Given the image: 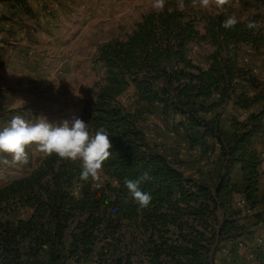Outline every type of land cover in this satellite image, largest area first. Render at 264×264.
I'll list each match as a JSON object with an SVG mask.
<instances>
[{
	"label": "trees",
	"instance_id": "trees-1",
	"mask_svg": "<svg viewBox=\"0 0 264 264\" xmlns=\"http://www.w3.org/2000/svg\"><path fill=\"white\" fill-rule=\"evenodd\" d=\"M0 4L29 13L26 0ZM197 14L200 20L176 9L147 12L123 40L97 48L93 61L102 76L82 120L90 133L103 127L109 134L104 180L81 181L78 164L53 155L0 183V264H212L221 244L243 235L239 211L228 208L236 193L255 208L260 160L252 141L264 130V102L244 121L233 120L237 132L226 143L207 115L228 103L247 109L258 100L264 82L238 57L245 45L258 51L263 33L246 27L253 17L226 30L223 14ZM190 42L211 47L203 67L186 58ZM128 90L124 104L119 98ZM156 108L178 117L174 124L190 146L215 139L222 171L212 187L183 175L147 138L143 124ZM235 165L241 188L230 178ZM144 172L152 178L140 188L152 200L141 209L124 202V181ZM261 255L257 264H264Z\"/></svg>",
	"mask_w": 264,
	"mask_h": 264
},
{
	"label": "rangeland",
	"instance_id": "rangeland-1",
	"mask_svg": "<svg viewBox=\"0 0 264 264\" xmlns=\"http://www.w3.org/2000/svg\"><path fill=\"white\" fill-rule=\"evenodd\" d=\"M27 4H33L37 10L43 13L51 14V10L55 9V5L59 6L60 3L69 2L78 5L83 13L82 21H88L96 18L101 22H89L88 28L91 32L86 31L85 35L81 38V45L84 46L85 52L79 55V58L85 56V59L78 60V64H71V68H78L80 72L79 82H72L70 76L76 78V73L72 69L65 68L64 76L49 73L52 66L46 63L47 59L36 60L34 56L39 46L38 41L29 40V42L21 43L14 40V43H7L5 48L21 50L26 58L18 61L20 83L24 87L21 91H16L13 95L22 94V92L31 96L32 101H27L22 98L20 105L14 110L6 111L4 116L0 118L1 125L6 123L14 115H21L30 123H35L37 119L44 117L49 123L59 126L65 119L69 121L73 117H82L89 110L90 103L92 102V89L93 83L101 79L102 68L99 63L93 61L97 48L104 44L103 40L107 35L111 34L115 40H123L128 34L136 21L140 19L142 14L150 12L149 0H26ZM185 8L182 12L190 16H194L200 20L197 12H212L221 13L227 19L229 16H235L238 21L249 20L254 17L252 13L254 10L252 4L246 5V9H231L226 5L222 10H217L215 7L204 10L193 8L191 0H184ZM178 0H166L165 9L179 10L177 7ZM98 6L101 8L98 9ZM31 8V5H29ZM29 8V13L25 14L21 10L15 8H8L4 4H0V18L7 21L8 24L21 25L20 20L26 22L25 31L28 34L40 31L41 26L34 24L33 19L36 20L35 11ZM249 10V11H247ZM3 12V13H1ZM34 14V15H33ZM59 15V14H57ZM253 15V16H252ZM260 17L256 21L262 30L264 39V10L261 11ZM106 18V19H105ZM106 20V21H105ZM108 22V24H105ZM87 24V23H86ZM129 29V32L126 31ZM201 31V28H199ZM45 31V30H44ZM123 38V39H122ZM113 41V40H110ZM109 42V41H107ZM83 43V44H82ZM106 43V42H105ZM4 44V43H3ZM42 46H46L41 43ZM11 46V47H10ZM246 46V45H245ZM242 47L238 60L240 64L246 63L252 69H257L252 72L259 82H264V42L258 51H253L249 46ZM90 48V49H89ZM44 50V49H42ZM211 51V47L204 42H190L186 48V58L191 63L203 67L207 56ZM33 54V56H31ZM263 66V67H262ZM68 67V65L66 66ZM28 72V76L25 72ZM60 77V79H58ZM19 83V84H20ZM60 83V84H59ZM58 84V85H57ZM131 96V91L128 90L122 94L119 100L126 103V99ZM24 97V95H23ZM264 100V91L258 95V101ZM27 101V102H26ZM259 103H256L249 111H255ZM216 110V109H215ZM219 111V110H218ZM216 112V111H215ZM226 118L215 119L217 133L223 142H227L230 137L235 133L231 127H226L225 119L233 115L234 120L241 121L238 117V111L232 114L231 110H224ZM201 116V114L199 115ZM247 115H245L246 117ZM178 117L169 112L168 115H161L159 110L154 109L151 115H148L144 121L143 127L147 138L155 143L165 156L170 158L175 163L176 167L185 171L190 175L202 176L203 179L213 186L217 176L222 170V161L219 157L218 147L215 139L207 136L205 145H201L196 139V143L190 146L184 132L180 127H177L176 119ZM6 121V122H5ZM175 123V124H174ZM233 124V123H232ZM231 126V125H230ZM234 129L236 130L235 126ZM4 157H0V160ZM10 159V157H7ZM43 159L40 153L35 151V147L28 149V162L26 164L5 165L0 163V183L14 180L27 175L30 171L35 169L40 161ZM203 162L204 167H199V163ZM202 163V164H203ZM104 177L100 176V183ZM263 184V181L261 185ZM259 194L254 210L248 213H243L237 206L236 201L233 200V205L228 212L236 209L239 211L240 217L238 224L243 228L244 233L241 237L233 240L226 241L221 244L214 253L212 264H257L256 254H263L264 256V188L259 187ZM258 216V219L256 217ZM262 259V258H261Z\"/></svg>",
	"mask_w": 264,
	"mask_h": 264
},
{
	"label": "crops",
	"instance_id": "crops-1",
	"mask_svg": "<svg viewBox=\"0 0 264 264\" xmlns=\"http://www.w3.org/2000/svg\"><path fill=\"white\" fill-rule=\"evenodd\" d=\"M248 4L253 5V19L257 20L260 17L259 15H261V11L264 10V0H230V4L227 6L231 9L243 10L246 9V5ZM26 5L28 8H30L29 5H31L30 10L32 11V13L35 11L36 20L33 19V22L34 24L41 26L40 31L28 34L27 31H25L26 22L24 20H20V22H22L21 25H14L13 23L8 24L7 21H4V19L0 18V118L4 116L6 111L14 110L15 107L19 106L22 98L27 101H32L31 96L24 92H22L24 97L22 94L13 95L14 93H16V91H21V88H27L21 85L20 74L18 71V61L21 59V56L23 59L26 58L25 56H23L24 53L21 50H18L17 47L16 49L12 50L5 48V46L3 45H6L7 43H14V40L21 43L29 42V40L38 41L41 48L36 49V53L34 54V56L37 57L36 60L43 61L44 59H47L46 63L52 66V68H50L49 70V73L56 74L57 72L58 76H64L62 72H64L65 68L72 69V72L74 71V73H76L77 75L76 78L70 76V78L72 79L71 81L74 82L73 80L75 79V82L77 83L80 80V75L78 74L80 70L78 69L79 67L71 68V64L77 65L79 62L78 60L85 59V56L79 58V55L85 52L84 46L81 45L80 40L85 35L86 31L91 32V29L88 28L89 22H95V24H99L101 22L96 18L98 13L93 16L92 21H82L83 13L80 10L81 7L79 8V6H76L75 3L63 2L60 3L59 6L55 5V9L51 10V14H46V16H42L45 15L43 13L39 14L40 12L37 10V7L32 3L27 4L26 1ZM100 8L101 7L98 6V9ZM105 24H108V22H105ZM128 32L129 29L126 31V33ZM110 40H115V38H112L111 34L107 35V38L104 39L103 42L105 43ZM41 43H44L46 46H42ZM244 48H246V46ZM31 56H33V54ZM243 64L246 65V67L250 69L251 74L255 76L252 72H256L257 69H252L246 63ZM67 65L68 67H66ZM25 75L28 76V72H25ZM58 79H60V77H58ZM251 92L256 93L257 90H251ZM263 102L264 100H257L253 102L247 109H238L232 104L228 103L221 106L220 108H217L216 110L211 111L210 113H208L207 117L224 119L226 118L224 110H231L232 114L238 111V116L241 113H245V115H248L249 113L257 112ZM256 103H259L258 108L255 111H249L250 108H252V106H254ZM233 120L234 118L232 115L228 119H225V124L226 127H231V129L236 133L237 130L234 129V125L232 124ZM4 126L5 125L2 124L0 128ZM252 148L257 153L260 160L258 165V171L260 172L258 189H260L259 187L264 188V130L257 133L253 137ZM202 163L203 162L199 163V167L205 166L204 163ZM182 173L183 175L190 177L197 182L204 183L212 187L208 180L203 179L202 176L190 175L185 171H183ZM230 178L232 183H234L237 188L242 187L241 175L239 167L237 165L232 168ZM216 181L217 178L214 184L216 183ZM262 181L263 184L261 185ZM237 199H240V194L236 193L235 195H233V200L236 201Z\"/></svg>",
	"mask_w": 264,
	"mask_h": 264
},
{
	"label": "clouds",
	"instance_id": "clouds-1",
	"mask_svg": "<svg viewBox=\"0 0 264 264\" xmlns=\"http://www.w3.org/2000/svg\"><path fill=\"white\" fill-rule=\"evenodd\" d=\"M149 4L150 11L159 14L164 11L166 0H149ZM229 4L230 0H191L193 8L204 10L213 7L222 10ZM177 7L183 11L184 0H178ZM237 23L235 16H229L221 26L228 30L234 28ZM246 27L259 30L260 25L249 20ZM33 146L44 159L55 155L61 161L78 164V179L85 182L99 181L103 165L112 155V143L107 130L101 127L92 134L88 130V124L78 117H73L71 121L65 119L59 126H55L44 117L30 123L21 115H14L0 128V157H4L0 163L13 166L26 164L28 149ZM151 178L148 172H144L135 180L125 179L128 196L124 202L128 203L130 200L141 209L147 208L152 197L150 193L142 191L140 185Z\"/></svg>",
	"mask_w": 264,
	"mask_h": 264
},
{
	"label": "built area",
	"instance_id": "built-area-1",
	"mask_svg": "<svg viewBox=\"0 0 264 264\" xmlns=\"http://www.w3.org/2000/svg\"><path fill=\"white\" fill-rule=\"evenodd\" d=\"M239 119H241L242 121H244L245 119H246V117H245V113H241V114H239ZM237 206H238V208L243 212V213H248V212H250V210H249V208L246 206V203H245V201L243 200V199H239L238 201H237Z\"/></svg>",
	"mask_w": 264,
	"mask_h": 264
}]
</instances>
